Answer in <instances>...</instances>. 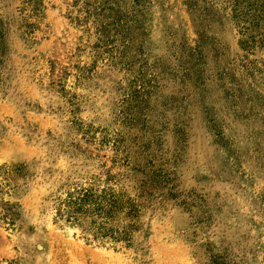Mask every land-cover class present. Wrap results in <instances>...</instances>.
Here are the masks:
<instances>
[{"label": "rangeland", "instance_id": "374dc122", "mask_svg": "<svg viewBox=\"0 0 264 264\" xmlns=\"http://www.w3.org/2000/svg\"><path fill=\"white\" fill-rule=\"evenodd\" d=\"M91 185L142 206L130 244L58 216ZM0 264H264V27L232 0H0Z\"/></svg>", "mask_w": 264, "mask_h": 264}, {"label": "trees", "instance_id": "16d2710c", "mask_svg": "<svg viewBox=\"0 0 264 264\" xmlns=\"http://www.w3.org/2000/svg\"><path fill=\"white\" fill-rule=\"evenodd\" d=\"M232 4L244 23H249L256 29L264 27V0H232ZM106 175L109 180L113 178L110 172ZM71 190L67 191L66 198H57L58 216L65 218L70 224H81V220L89 221L90 229H96L93 230L95 239L107 237L128 244L132 242L133 233L138 229L133 221L142 210L136 199L111 188L100 191L93 185ZM119 216L121 225L113 226L111 222Z\"/></svg>", "mask_w": 264, "mask_h": 264}]
</instances>
